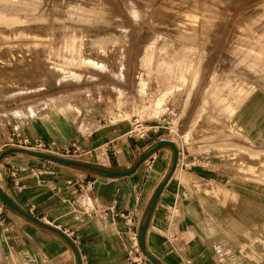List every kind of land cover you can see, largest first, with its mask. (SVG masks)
Here are the masks:
<instances>
[{"label":"rangeland","instance_id":"obj_1","mask_svg":"<svg viewBox=\"0 0 264 264\" xmlns=\"http://www.w3.org/2000/svg\"><path fill=\"white\" fill-rule=\"evenodd\" d=\"M92 1L0 0V110L45 105L38 119L47 118L49 109L59 112L84 135L93 125L114 126L115 148L117 140L138 145L133 166L117 172L132 170L150 152L142 166L165 149L176 157L175 168L184 156L200 154L217 158L225 172L264 184L263 156L222 147L242 145L240 133L251 137L243 124L264 117V0H101L99 25H90ZM233 94L238 104L232 107ZM14 111L0 113L2 125L12 121L1 114ZM161 141L174 150L163 145L151 152ZM83 150L71 161L105 169L92 165ZM15 152L39 159L32 151ZM114 152L106 146L110 159ZM10 154L0 159V170ZM5 184L0 181V191L11 200L14 192ZM0 206L11 208L1 198ZM141 227L132 229L138 252L153 264L140 248ZM5 255L0 247V264H17Z\"/></svg>","mask_w":264,"mask_h":264},{"label":"crops","instance_id":"obj_2","mask_svg":"<svg viewBox=\"0 0 264 264\" xmlns=\"http://www.w3.org/2000/svg\"><path fill=\"white\" fill-rule=\"evenodd\" d=\"M46 110L35 104L1 114L18 129L0 122V142L17 130L31 141H77L89 150L91 164L105 169L128 170L135 163L138 145L116 139L115 148L114 126L93 130V125L84 135L59 112L49 109L47 118L38 119ZM243 126L250 139L240 133L242 145L230 141L222 147L246 148L264 157V117L256 115ZM110 144L115 149L111 159L105 153ZM23 154L11 153L3 159L9 160L7 168L0 170V181L10 183L14 192L12 202L40 221L0 206V227L8 228H0V247L17 264H78L80 258L87 264H128L129 230L145 222L143 248L157 264H264V184L221 170L217 158L187 155L170 173L174 156L161 149L131 175L108 178L90 164L57 166ZM31 168L53 169L56 176L41 177V185L28 174ZM11 169L20 171V193L8 179ZM68 180L74 185L67 186ZM119 214H128L127 221Z\"/></svg>","mask_w":264,"mask_h":264},{"label":"built area","instance_id":"obj_3","mask_svg":"<svg viewBox=\"0 0 264 264\" xmlns=\"http://www.w3.org/2000/svg\"><path fill=\"white\" fill-rule=\"evenodd\" d=\"M146 131L145 133H147ZM143 138V135L140 136ZM7 149H18V150H28L34 153L54 156L62 159H69L77 161L79 157L82 156L84 150L78 145L77 141H72L68 143H58L57 141L50 140H42V139H34L29 140L28 138L22 136L20 132L14 131L9 134L3 141L0 142V153ZM18 169H11L8 174V179L11 181L12 187L18 193H20L23 189V185L21 184V179L19 177ZM28 174L30 177L38 180V184L44 185V180L41 179L43 176H56V171L53 169H42V168H31L28 170ZM67 186H73L70 180L66 181ZM80 188V187H79ZM54 190H56L54 188ZM135 199L137 197L135 196ZM34 208H30L29 211L32 212ZM119 214L120 217L124 218L127 221L128 214ZM128 220L131 221V218ZM128 226L132 227V222L128 224ZM4 231H8V228L3 225ZM69 236V235H68ZM76 243L75 241L73 242ZM128 249H127V263L128 264H148L143 256L138 252V241L137 234L129 230L128 234ZM80 264H87L84 259L80 258Z\"/></svg>","mask_w":264,"mask_h":264},{"label":"water","instance_id":"obj_4","mask_svg":"<svg viewBox=\"0 0 264 264\" xmlns=\"http://www.w3.org/2000/svg\"><path fill=\"white\" fill-rule=\"evenodd\" d=\"M163 145H168L169 147H171L173 150H174V147H173V144L171 142H167V141H161L157 146L156 148H154V150H151V152L159 149L161 146ZM15 149H10V150H7L5 151L3 154L0 155V159L5 156V155H8L9 153H12V152H15V151H18V150H15ZM36 154V156L38 157H41L43 159H50V160H53L59 164H62V165H70V166H74V165H78L76 162H73L71 160H65V159H61V158H57V157H54V156H49V155H44V154H39V153H34ZM150 154L147 153L145 155H143L137 162L136 164L134 165V167L132 168V170L130 171H126V172H117V171H110V170H105V169H99V171L101 173H104L106 177L108 178H112L114 176H128L130 174H132L138 167L140 164H142V162L147 158V156ZM175 164H176V157H174V162L172 164V167H171V170H170V173L173 172L174 168H175ZM160 190L161 188L157 191L156 193V196L155 198H157V196L159 195L160 193ZM0 198L1 200L6 203L9 207H11L12 209L16 210L17 212H19L22 216H24L25 218L33 221V222H36V223H39L40 221L37 219V218H34V217H31L29 216L28 214L24 213L23 211H21L7 196H5L1 191H0ZM146 226H147V222H145L143 224V226L141 227V230H140V234H139V244H140V248L142 250V252L148 257V259L153 263V264H157L151 257H149L145 251L143 250V238H144V234H145V230H146ZM78 264H80V261L78 262Z\"/></svg>","mask_w":264,"mask_h":264},{"label":"bare ground","instance_id":"obj_5","mask_svg":"<svg viewBox=\"0 0 264 264\" xmlns=\"http://www.w3.org/2000/svg\"><path fill=\"white\" fill-rule=\"evenodd\" d=\"M21 1H22V0H21ZM26 1H27V0H26ZM96 1H97L98 3H101V2H102L101 0H94V1H92V2H95V5L92 7L91 11L89 10V13H91V14H87V15H88L87 18L85 17L87 22H85V21H84V22H85V23H88V24H90V25H91V24L93 25V24H95V23H96L95 25H97V24L99 23V21L97 20V17H96V16H100V15H101V13H99V11H101V9H100L101 7L98 6V4H97ZM225 1H226V0H225ZM225 1H224V2H225ZM229 1H230V0H229ZM224 2H223V3H224ZM28 3H29V2H28ZM83 3H84V2H83ZM90 3H91V2H90ZM203 3H204V2H203ZM203 3H202V7H203ZM17 4H18V3H17ZM17 4H15V5H17ZM26 4H27V3H26ZM81 4H82V3H81ZM87 4H89V3H87ZM10 5H11V4H10ZM205 5H206V4H205ZM7 6H9V5H7ZM11 6H13V5H11ZM28 6H29V5H28ZM28 6H27V7H28ZM84 6H86L85 3H84ZM84 6H81V7H80V9H81L82 11L85 10V9L83 8ZM0 7H2V5H1ZM13 7H14V6H13ZM13 7H12V9H13ZM15 7H17V6H15ZM76 7H77V6H76ZM89 7H91V6H89ZM196 7H197V6H196ZM3 8H5V6H4ZM7 8H8V7H7ZM19 8H20V7H19ZM15 9H16V8H15ZM22 9H23V8H22ZM29 9H30V8H29ZM189 9H190V8H189ZM197 9H199V8H197ZM23 10H24V9H23ZM96 10H97V11H96ZM15 11H16V10H15ZM18 11H20V10H18ZM85 12H86V10H85ZM82 21H83V19H82ZM97 22H98V23H97ZM95 25H94V26H95ZM98 25H99V24H98ZM258 27H259V26H258ZM91 28H92V27H91ZM196 28H197V27H196ZM166 30H167V29H166ZM259 30H260V29H259ZM168 31H169V30H168ZM168 31H167V32H168ZM257 31H258V30H257ZM194 32H195V31H194ZM204 32H205V31H204ZM90 33H92V32H90ZM179 33H180V32H179ZM192 33H193V32H192ZM168 34H171V32H170V33H167V35H168ZM172 34H173V33H172ZM172 34H171V36H172ZM180 34H181V33H180ZM201 35H202V34H201ZM92 36H93V35H92ZM163 36H164V35H163ZM165 36H166V34H165ZM168 36H169V35H168ZM182 36H183V34H182ZM192 37H193V36H192ZM180 38H181V37H180ZM200 38H201V37H200ZM203 38H204V37H203ZM173 39H174V38H173ZM184 39H185V38H184ZM182 40H183V39H182ZM192 40H193V39H192ZM195 40H196V39H195ZM197 40H198V39H197ZM103 41H104V40H103ZM199 41H200V40H199ZM194 44H195V43H194ZM253 45H254V44H253ZM253 48H254V47H253ZM254 49H255V48H254ZM259 51H260V50H258V52H259ZM253 52H256V53H257V51H253ZM260 52H261V51H260ZM251 54H252V53H251ZM251 54H250V55H251ZM245 56H246V55H245ZM247 56H248V55H247ZM251 56H252V55H251ZM254 56H255V55H254ZM243 57H244V56H243ZM248 57H250V56H248ZM119 58H121V57H119ZM253 58H254V57H253ZM254 59H255V58H254ZM257 59H258V58H257ZM257 59H256V60H257ZM241 60H242V57H241ZM243 60L245 61L244 58H243ZM243 60H242V62H244ZM246 60H247V59H246ZM251 60H252V57H251ZM252 61H253V60H252ZM252 61H251V62H252ZM263 61H264V60H263ZM88 62H89V61H88ZM118 62H119V61H117V63H118ZM89 63H90V62H89ZM91 63H92V62H91ZM247 63H248V62H247ZM249 63H250V62H249ZM252 63H253V62H252ZM255 63H258V62H255ZM119 64H120V63H119ZM238 64L241 65V63H238ZM261 64H262V63H261ZM263 64H264V63H263ZM240 65H239V66H240ZM242 65H243V64H242ZM247 65H248V64H247ZM243 66H245V65H243ZM253 66H254V65H253ZM248 67H249V66H248ZM250 67H251V65H250ZM242 68H243V67H242ZM119 69H120V67H119ZM240 69H241V67H240ZM251 69H252V68H251ZM263 70H264V69H263ZM255 71H256V70H255ZM238 73H239V72H238ZM240 73H241V72H240ZM257 73H258V72H257ZM260 74H261V73H260ZM66 75L68 76V74H66ZM245 76H246V75H245ZM72 77H73V76H72ZM72 77H71V78H72ZM59 79H60V78H59ZM260 79H261V78H260ZM60 80H61V79H60ZM62 80H65V79H62ZM261 80H262V79H261ZM228 81H229V80H228ZM214 85H215V84H214ZM221 85H222V84H221ZM221 85H220V86H221ZM218 86H219V85H218ZM221 87H222V86H221ZM212 89H213V88H212ZM223 90H224V89H223ZM225 91H226V90H225ZM210 92H211V90H210ZM226 92H227V91H226ZM17 93H19V91H18ZM22 93H23V92H22ZM222 93H224V92H222ZM103 94H104V93H103ZM211 94H212V93H211ZM225 94H226V93H225ZM220 96H221V95H220ZM228 96H229V95H228ZM228 96H227V97H228ZM78 97H81V96H78ZM220 98H221V97H220ZM220 98H219V100H220ZM84 99H85V98H84ZM224 99H226V98L224 97ZM232 99H233V103H232V107H233V106H236V105L238 104V97H237L235 94H233ZM232 99H231V100H232ZM219 100H218V101H219ZM221 100H223V99H221ZM87 101H88V100H87ZM218 101H217V103H218ZM224 101H225V100H224ZM224 101H222V104H223V105L226 104V102H225V104L223 103ZM54 102H55V101H54ZM83 102H84V100H83ZM211 102H212V101H211ZM215 102H216V101H215ZM215 102H214V103H215ZM235 102H236V103H235ZM85 103H87V102H85ZM85 103H84V104H85ZM217 103H216V104H217ZM234 103H235V105H233ZM219 104H220V103H219ZM219 104H218V106H219ZM209 105H210V104H209ZM226 105H227V104H226ZM206 106H207V105H206ZM87 107H88V105H87ZM208 107H209V106H208ZM220 107L223 108L224 106H220ZM225 107H226V106H225ZM227 107H228V106H227ZM206 109H207V108H206ZM219 109H220V108H219ZM86 110H87V109H86ZM208 110H209V108H208ZM222 110H223V109H222ZM228 110H229V109H228ZM223 111H225V109H224ZM226 111H227V110H226ZM205 112H206V111H205ZM227 112H229V111H227ZM16 113H17V112H16ZM15 115H16V114H15ZM227 115H228V114H227ZM19 117H20V116H19ZM21 117H22V116H21ZM24 117H25V116H24ZM22 119H24V118H22ZM25 119H26V118H25ZM245 123H246V121H245Z\"/></svg>","mask_w":264,"mask_h":264},{"label":"trees","instance_id":"obj_6","mask_svg":"<svg viewBox=\"0 0 264 264\" xmlns=\"http://www.w3.org/2000/svg\"><path fill=\"white\" fill-rule=\"evenodd\" d=\"M7 150H10V149H7ZM7 150H4V152L7 151ZM14 151H15V150H14ZM4 152H3V153H4ZM3 153H2V154H3ZM77 164H78V165H74V166H76V167H84V164H80V163H77Z\"/></svg>","mask_w":264,"mask_h":264}]
</instances>
